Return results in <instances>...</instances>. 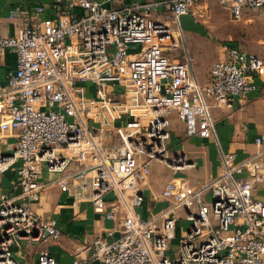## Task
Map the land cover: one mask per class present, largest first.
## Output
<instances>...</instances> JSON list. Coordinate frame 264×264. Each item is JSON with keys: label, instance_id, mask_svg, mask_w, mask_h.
<instances>
[{"label": "built area", "instance_id": "obj_1", "mask_svg": "<svg viewBox=\"0 0 264 264\" xmlns=\"http://www.w3.org/2000/svg\"><path fill=\"white\" fill-rule=\"evenodd\" d=\"M194 1L170 0V25L152 16V2L52 0L25 15L14 35L0 36V66L6 49L16 56L0 85V176L14 172L12 194L0 195V264H20L12 249L21 241L60 237L54 221L31 210L46 187L43 172L72 181L76 198L87 196L116 224L89 247L99 264H264V202L252 196L264 130L254 140L258 151L236 162L221 149L211 113L240 110L252 92L263 93L264 61L225 44L201 84L180 25ZM218 1L234 20L244 7L264 10V0ZM178 48L183 61L168 56ZM173 113L188 138L214 141L220 172L200 186L172 178L157 200L167 205L144 217L150 163L174 172L192 166L168 157ZM179 210L188 226L176 239ZM36 260L56 264L47 251Z\"/></svg>", "mask_w": 264, "mask_h": 264}, {"label": "crops", "instance_id": "obj_2", "mask_svg": "<svg viewBox=\"0 0 264 264\" xmlns=\"http://www.w3.org/2000/svg\"><path fill=\"white\" fill-rule=\"evenodd\" d=\"M51 1L0 0V36L8 37L14 35L17 29L22 26L25 15L33 14L36 6H46ZM133 1L152 2V16L154 15L155 17H153L156 19H159L157 16L160 14L167 12L171 16L170 0H114L112 6L120 7ZM181 28L183 30L182 26ZM193 30L198 31L196 28H193ZM219 55L221 60L224 57L223 49ZM190 58L197 79L200 78L201 84L207 83L209 67L215 61L208 63L209 67L205 77L202 74H199V77L194 68L195 58L194 61L192 57ZM184 59L183 57L180 61ZM15 65L16 56L14 51L6 49L0 66V85L4 84L6 72L13 70ZM197 69L199 71L201 68ZM255 83L260 86L263 80L256 78ZM211 113L216 122V131L221 149L224 152L233 153L236 162H240L258 151L254 140L264 130V92H252L245 99V104L240 110L230 111L224 107H213ZM170 126L169 121L168 157L170 159L178 156L184 157L192 166L185 167L179 172H174L167 166L171 170L172 175L155 191L149 187V177H147V183L142 189L144 201L139 209L144 217L149 215L152 207H154L153 211L155 212L161 208L162 203L157 200L167 182L172 178L178 177L186 180L189 185L200 186L210 183L220 172L218 150L213 140L200 139L198 137L188 138L185 134L183 123L177 117L173 127L171 126L170 128ZM13 177L14 172L12 170L0 176V195L4 193L12 194L10 181ZM62 177L63 175L43 172L40 176V181L46 187L41 194L39 202L31 205V210L37 217L56 223L60 237L57 241H21L12 249L13 257L20 264H38L36 257L42 251H47L56 264H72L73 260L78 261L79 264H99L91 258L89 247L95 238L104 236L106 231L115 229L116 224L105 221L103 215L96 213L87 196L84 199L76 198V191L72 181L67 180V185H63L60 183ZM252 184L253 198L264 202V168L257 171L256 178L253 179ZM108 198H111V196L109 195ZM154 203L156 204L154 205ZM187 226L188 224L180 217L176 224V236L181 237L185 232L182 228ZM116 236H118L117 233H115ZM176 244L177 240L172 241L171 248H174Z\"/></svg>", "mask_w": 264, "mask_h": 264}, {"label": "rangeland", "instance_id": "obj_3", "mask_svg": "<svg viewBox=\"0 0 264 264\" xmlns=\"http://www.w3.org/2000/svg\"><path fill=\"white\" fill-rule=\"evenodd\" d=\"M243 13L242 18L234 20L227 5L219 3L218 0H196L190 5L189 12L182 16L180 25L184 30L188 55L193 58V61L195 58L194 68L197 76L202 74L205 77L209 67L208 63L220 60L219 54L225 44H233L245 51L253 52L264 61V10L244 7ZM157 17L171 25V16L168 12ZM193 28L198 31H194ZM168 56L181 60L184 53L182 48H178L168 52ZM199 67L200 72L197 69ZM198 79L200 82V78ZM176 117V113L168 117L172 127L176 122ZM171 175L172 172L165 163L151 162L148 176L149 187L154 191L157 190ZM161 203V207L167 205L164 200ZM183 214L184 211L179 210L178 219L183 218ZM210 219L213 221L214 217ZM186 228L183 227L182 230L186 231ZM177 238L179 237L176 236Z\"/></svg>", "mask_w": 264, "mask_h": 264}, {"label": "water", "instance_id": "obj_4", "mask_svg": "<svg viewBox=\"0 0 264 264\" xmlns=\"http://www.w3.org/2000/svg\"><path fill=\"white\" fill-rule=\"evenodd\" d=\"M141 193H139V195H140Z\"/></svg>", "mask_w": 264, "mask_h": 264}]
</instances>
